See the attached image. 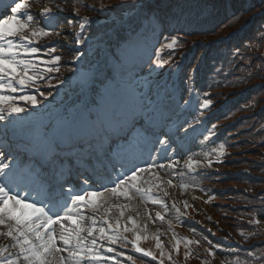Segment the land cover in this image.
Listing matches in <instances>:
<instances>
[{
    "label": "snow or ice",
    "instance_id": "obj_1",
    "mask_svg": "<svg viewBox=\"0 0 264 264\" xmlns=\"http://www.w3.org/2000/svg\"><path fill=\"white\" fill-rule=\"evenodd\" d=\"M85 7L97 16L114 10ZM65 11L58 4L41 5L33 14L26 2L0 0V264H121L129 246L157 264L165 257L176 264L173 253L179 255L182 242L185 260L199 258L189 247L193 241L175 233L165 245L161 236L167 232L157 223L181 214L177 202L169 205L164 198L173 196L169 189L177 176L194 172L201 162L189 157L182 168L177 142L204 126L213 106L208 91L201 97L194 88L203 53L186 71L182 90L172 79L183 70L186 54L172 62L182 43L174 33L182 30L168 27L184 20V6L131 0L109 18L103 34L92 30L96 17H80L76 10L66 17ZM60 24L79 25L70 67L55 46L37 45L41 36L67 39L56 28ZM258 40H264V24L244 46ZM162 49L169 51L167 60ZM239 53L233 50L234 57ZM61 67L71 75H61ZM216 76H227L222 62L213 64L210 78ZM194 102L196 117L182 118ZM216 128L206 127L202 140L211 141ZM98 192L110 193V203L86 215L81 205ZM149 202L158 209L154 214ZM252 215L250 223L258 224L259 214ZM153 228L159 260L139 246ZM195 243L206 244L213 258L219 249L207 237ZM247 256L249 264H264V254L249 249Z\"/></svg>",
    "mask_w": 264,
    "mask_h": 264
},
{
    "label": "rangeland",
    "instance_id": "obj_2",
    "mask_svg": "<svg viewBox=\"0 0 264 264\" xmlns=\"http://www.w3.org/2000/svg\"><path fill=\"white\" fill-rule=\"evenodd\" d=\"M37 1L38 2L35 3L34 5L37 4V6L39 7L40 2L41 1L43 2V0H37ZM116 1L117 0H76L75 1L76 3H75L73 0H56L55 4H58L60 7L65 8L66 9L65 13H72L73 10L78 11L77 10V7H79L78 5H80L81 7L83 6L84 10H82V12L78 11V13H80V15H81V13H83V14L88 13L90 15V17H96V19L94 20V22H96V24H100V23H105V21H107V20L108 21L111 20V19H109V18H111V15H115L114 10L117 11V9L112 4H114ZM85 5L95 6L96 8H100L102 5H112L114 10L113 11H105L103 13H100L99 16H97V13L88 10L85 7ZM120 10L122 11V8H120L118 11H120ZM242 21H243V17L236 18L234 20V22L230 24L231 28H233V26L237 23L240 24ZM181 41H182L181 48L184 50L183 51H176L175 50V54H174L173 61H172L173 63L175 62V60L180 59L179 55L182 52L189 50L190 41L189 42L186 40H181ZM262 47L264 48V44H262ZM259 50L260 49L255 48L253 51H258V52H254V53L249 52L248 53L249 54L248 59L251 58L252 56H257L258 54H259V57H264V53L260 52ZM162 51L164 52L165 55H167V57L169 56L168 49H163ZM67 53L69 54V56H67V57H69V58L73 57L72 52L70 53L67 51ZM67 57H66V59H67ZM161 58L164 60L168 59L166 57H161ZM71 60L72 59H68V63L66 64L68 67L71 66L69 63ZM248 63H249L248 67L250 69L253 68V70H251V71H253L252 73H255L254 71H257V70H254L255 66L253 64V60L249 61ZM165 70L168 71V66H166ZM65 75H71V73L67 72V74H65ZM243 85L246 86L247 83H244ZM214 99H216V97ZM192 107L195 109L194 111H197V107H196L195 102H194V104H192ZM206 114H210V111L205 112L204 115H206ZM216 123H218V124H216L217 125L216 132L219 133L220 131H222V128H224L226 126V124H224L221 121H217ZM263 124H264V122H263ZM252 130H253V128L250 129L249 132H251ZM217 135L215 137H213L211 141L204 142L202 140V134H198L199 141L201 143H203L204 145L207 144L208 148L207 149H200V148H197L198 146L193 147L194 150L191 149L189 154H190V157L201 159V160H207V157H211L213 163H212L211 167H208V168L209 169H216V170L220 171V175L218 177H223L225 175V172H227V171L228 172L235 171L236 168L240 167L242 164H245V162L249 161V160H246L245 158L249 157L250 159H257L258 154H260V151L257 149V147L251 141H249L247 139H246V141H248V142L245 144H242V145L236 144V145H232V146L228 147V145L226 143H223L222 141H219V142L216 141ZM244 138H248V135L245 136ZM221 145H223L222 149H221ZM226 148H228V149H226ZM221 151L223 152V155L219 158L222 159L223 162L219 163V162H217V158H218V154ZM234 159H238L239 161H241L243 159V161H245V162H242V161L237 162V163H235V165L232 166L228 161H231ZM252 162H254V161H252ZM201 176L202 175H197V176L181 175V176L175 178L176 182L179 185H181L182 190L187 191L186 189H194L195 191L200 193L197 196H193V197H191V195L189 196L191 199L190 201H191L192 207L188 211V215H189L188 220L189 221H191V219L197 220V221H199L200 224L205 225L207 227H210L212 230H215V229L219 230V232L221 233L222 230L225 229V225L227 224V222L223 221L221 224L220 216H221L222 211L229 213V209L227 208V206H226V208L222 209L220 207L221 205H219V206L215 207V210L217 212L216 213L214 212V209L211 205V203L215 200L214 194H212L210 192L209 188H205V187H201V186L198 187V184L201 181L203 182L205 180L204 177H201ZM208 178H209V176H208ZM232 181L233 180L223 182V186L231 184L230 182H232ZM217 184L219 185V183H217ZM183 185H184V187H183ZM237 185H239V184H237ZM225 198L228 199L227 197H225ZM239 198H240V196H236L234 201H238ZM226 199H224V201H227ZM220 200H222V199H220ZM241 200L244 201V198ZM181 214H183L182 211H181ZM181 214L178 215L175 212H172L171 215L165 216V218L167 220L166 222H161V224H162L161 226L168 229V230L165 229V230L161 231V232H167V235L161 236V240L163 243L165 242L164 243L165 245H167L169 243L168 240L170 239L172 233L177 234L178 237L182 238V241L186 240L184 237V234L188 233V232H186L187 230L183 229L184 228L182 226L183 221L180 220V218L182 219L184 217ZM212 218H215V219H212ZM225 220H231V218L229 216H226ZM157 223H159V222H157ZM213 223H216L217 226L213 227V225H212ZM195 228H197V226ZM195 228H194V230H195ZM192 232H193V230H192ZM192 241H193V243L191 245H189V247L192 249V251L194 253L199 254V258H196L195 256H193V257L188 258V260H185L183 262H179V261H176V258H175L176 256H179V255H176L175 253H173V259L175 260L176 264H201V260H205V259L208 261V264H214L215 262H216V264H222V262H223V264H226V261L223 259H216V258L208 259V258H206L204 255L207 253L203 251L204 248H201L200 246H198L195 243V240H192ZM165 251L167 252V249H165ZM184 251H185V246H184V243L182 242L181 246H180V252H179L181 258L184 256ZM157 252H158V256H160L159 255V249H157ZM164 261L166 263L170 264V262L167 260L166 257L164 258Z\"/></svg>",
    "mask_w": 264,
    "mask_h": 264
},
{
    "label": "bare ground",
    "instance_id": "obj_3",
    "mask_svg": "<svg viewBox=\"0 0 264 264\" xmlns=\"http://www.w3.org/2000/svg\"><path fill=\"white\" fill-rule=\"evenodd\" d=\"M55 3H56V0H44L43 5H49V6H51V5L55 4ZM39 9H40V8H39ZM39 9L37 10V13H38ZM71 14H72V13H64L63 15L66 16V17H68V15L71 16ZM78 27H79L78 24H77L76 26H67L66 24H61V26H60V29L63 28L64 32L68 34L67 39H66L63 35H61V37H62L63 39H65V41L67 42V43H66V44H67V47H68L70 50H72V51H73V49L75 48V44L72 43V42L74 41V34L76 33ZM60 29H59V30H60ZM197 146H198V147H197ZM196 147H197V148H200V149H207V148H208V145H207V144L203 145V144H201V143H198V144H196ZM169 190L172 191V188H170ZM197 193H198V194H197ZM199 194H200V193L197 192V191H192L191 196H197V195H199ZM146 207H147V208H151V209L153 210V214H154V212L156 211V210L154 209L153 205L151 206V205H148V204H147ZM157 210H158V209H157Z\"/></svg>",
    "mask_w": 264,
    "mask_h": 264
},
{
    "label": "trees",
    "instance_id": "obj_4",
    "mask_svg": "<svg viewBox=\"0 0 264 264\" xmlns=\"http://www.w3.org/2000/svg\"><path fill=\"white\" fill-rule=\"evenodd\" d=\"M131 2V0H129V3Z\"/></svg>",
    "mask_w": 264,
    "mask_h": 264
}]
</instances>
